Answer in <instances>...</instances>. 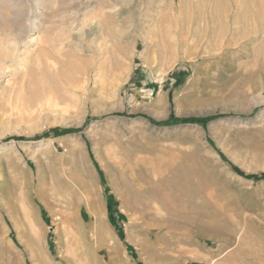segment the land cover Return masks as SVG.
I'll return each instance as SVG.
<instances>
[{"label": "rangeland", "instance_id": "374dc122", "mask_svg": "<svg viewBox=\"0 0 264 264\" xmlns=\"http://www.w3.org/2000/svg\"><path fill=\"white\" fill-rule=\"evenodd\" d=\"M10 1L41 27L0 59V264H264V0ZM175 205L204 224L162 250Z\"/></svg>", "mask_w": 264, "mask_h": 264}, {"label": "bare ground", "instance_id": "6f19581e", "mask_svg": "<svg viewBox=\"0 0 264 264\" xmlns=\"http://www.w3.org/2000/svg\"><path fill=\"white\" fill-rule=\"evenodd\" d=\"M11 1H13V0H11ZM10 1V2H11ZM39 3L41 2V0H37ZM32 2H34V0H32ZM48 2V1H47ZM42 3V2H41ZM37 4V3H36ZM45 5H46V2L44 3ZM69 4H71L70 2H69ZM37 6H38V4H37ZM47 6V5H46ZM40 8V7H39ZM5 9V8H4ZM48 9V8H47ZM2 10V9H1ZM20 10V9H19ZM40 10V9H39ZM3 11V10H2ZM13 11V10H12ZM16 11H18V9L16 10ZM22 11H24V10H22ZM69 11H71V10H69ZM72 11H74V10H72ZM13 12H15V10L13 11ZM20 12H21V10H20ZM35 12H37V11H35ZM67 12V11H66ZM80 12V11H79ZM78 12V13H79ZM234 12V11H233ZM33 13V12H32ZM14 14V13H13ZM58 14V13H57ZM56 14V15H57ZM68 14H70V13H68ZM10 15V14H9ZM29 15V14H28ZM43 15V14H42ZM41 15V16H42ZM234 15V14H233ZM232 15V16H233ZM239 15V14H238ZM8 16V15H7ZM22 16V13L21 14H17V15H15V17L14 16H12V20L10 21L11 22V24L8 26V27H6V26H4L5 28H1V29H3V31H4V33H2L3 35H5L6 33H7V35L9 36V38H8V40H7V42H4V41H2V40H4V39H0V59H1V62H3V63H6L7 61L11 64V62L12 61H14L13 60V57H14V54H16L17 55V52L20 50V49H18V46L19 45H21V44H24L25 43V34L26 33H29L30 32V30H31V28H32V30H34V28H36V27H38V25L37 26H35V23L33 22V23H30L29 21H28V24L30 23L31 25H30V30H28L27 28H26V25L24 26L23 24H19V19H20V17ZM3 17H4V13H3ZM5 17H6V15H5ZM9 17V16H8ZM7 17V18H8ZM10 17H11V15H10ZM14 17V18H13ZM26 17V16H25ZM239 17V16H238ZM6 18V19H7ZM30 18V17H29ZM29 18H28V20H29ZM40 19H43V17H39ZM72 18V17H71ZM96 18V17H95ZM240 18V17H239ZM238 18V19H239ZM3 19H5V18H3ZM3 19L1 18L0 20H1V23H2V21H3ZM5 19V20H6ZM26 19V18H25ZM4 20V23L6 22ZM31 20V19H30ZM49 20V19H48ZM90 20V19H89ZM27 21V20H26ZM37 21H39V20H37ZM45 21V20H44ZM39 22H42V20L41 21H39ZM48 22V21H47ZM63 22V21H62ZM15 23V24H14ZM22 23V22H21ZM26 23V22H25ZM24 23V24H25ZM51 23V22H50ZM98 23V22H97ZM5 24H7V23H5ZM46 25V24H45ZM43 26V25H42ZM48 26V25H47ZM49 26H51V25H49ZM55 26V25H54ZM58 26H59V24H58ZM97 26V25H96ZM3 27V26H2ZM29 27V26H28ZM41 27V26H40ZM40 27H38L39 29H40ZM93 27V26H92ZM54 28V27H53ZM32 30H31V32H32ZM38 30V29H37ZM57 30V29H56ZM40 31H42V29L40 30ZM63 31V30H62ZM6 32V33H5ZM30 32V33H31ZM37 32V31H36ZM43 32V31H42ZM45 32V31H44ZM86 32V31H85ZM92 32V31H91ZM47 33V32H46ZM53 33V32H52ZM1 34V33H0ZM1 34V35H2ZM56 36V35H55ZM62 36V35H61ZM64 36V35H63ZM3 37V36H2ZM81 37V36H80ZM79 37V38H80ZM0 38H1V36H0ZM47 38V37H46ZM61 38V37H60ZM27 39H28V37H27ZM48 39V38H47ZM33 40V39H32ZM54 40V39H53ZM58 40V39H57ZM28 41V40H27ZM30 41V40H29ZM36 41H37V48H36V50H37V55H35L34 56V58H32L31 56H33V55H31V54H34V53H31V51H27L26 50V54H24L25 56H23V58H22V62H20L19 63V67H17V68H20V70L22 71V79L24 78L25 79V77L28 75V72L30 71V64H31V62H33V61H35L36 63H34V65H35V67H34V71H36L38 74H40V77L42 78V82L43 83H45V79L43 78V75H44V73H45V71H47V70H45L44 71V69H46V67L43 69V66H42V61L44 60H42V58H44L43 56H44V54H47V53H44L45 51H50V49L48 48L49 46L48 45H44V44H46V40H43L41 37L40 38H37L36 39ZM48 41H49V39H48ZM77 41V40H76ZM43 43V44H42ZM11 44V45H10ZM55 47V46H54ZM60 47L62 48V47H64V45L61 43V45H60ZM60 47H59V49H60ZM56 48V47H55ZM29 49V48H28ZM58 49V48H57ZM22 50V49H21ZM24 52V51H23ZM54 52V51H53ZM60 52V51H59ZM44 53V54H43ZM18 54H20V52L18 53ZM50 54V53H49ZM49 56V55H48ZM48 56H46V58L48 59ZM51 56V55H50ZM18 58H20L19 56H18ZM46 59V61H45V63L48 61ZM15 61H17V60H15ZM18 62H19V60H18ZM51 62V61H50ZM8 63V64H9ZM15 64L17 63V62H14ZM55 64H56V61H55ZM7 65V64H6ZM12 65L14 66V64L12 63ZM17 65V64H16ZM46 66H47V64H46ZM4 67H6V66H4ZM4 67H3V69H4ZM49 68V67H48ZM0 70H2V69H0ZM29 70V71H28ZM8 71V70H7ZM51 71V70H50ZM33 73V72H32ZM35 73V72H34ZM46 73H48V72H46ZM16 73H14L13 72V76L15 75ZM52 74V73H51ZM67 74V73H66ZM30 75V74H29ZM28 75V76H29ZM58 75V74H57ZM118 75H120V74H118ZM20 77V76H19ZM31 77V76H30ZM60 77V76H59ZM62 77V76H61ZM65 78V77H64ZM27 79V78H26ZM39 79V78H38ZM49 79H50V77H49ZM64 80V79H63ZM22 81V80H21ZM25 81H27V80H25ZM40 81V80H39ZM52 81V80H51ZM35 82V81H34ZM65 82H67L66 80H65ZM70 82V81H69ZM16 83V82H15ZM19 83H20V81H19ZM37 83V82H36ZM68 83V82H67ZM66 83V84H67ZM17 84H18V82H17ZM22 84V83H21ZM21 84H19V85H21ZM37 85V84H36ZM47 85V84H46ZM29 86V85H28ZM31 86V85H30ZM41 86V85H40ZM72 86H75V84L74 85H72ZM17 87V86H16ZM32 87H34V86H32ZM12 88V87H11ZM76 88V87H75ZM13 89V88H12ZM12 89H11V92H12ZM71 89V88H70ZM72 90V89H71ZM73 92H74V90H72ZM10 93V92H9ZM10 97V96H9ZM6 102V101H5ZM131 156V155H130ZM118 160V159H117ZM128 161H129V159H128ZM129 163H131V162H129ZM131 165H129V167H130ZM123 168V167H122ZM184 174V173H183ZM182 174V175H183ZM181 175V174H180ZM184 178H186V176H185V174H184ZM189 179V178H188ZM175 180H177V179H175ZM179 180V179H178ZM190 181V180H189ZM189 184V183H188ZM179 190V189H178ZM180 191V190H179ZM204 193V192H203ZM207 198V197H206ZM170 199V198H169ZM167 200V199H166ZM182 200V199H181ZM163 202H166V201H163ZM162 202V203H163ZM186 202V201H185ZM161 203V204H162ZM164 204V203H163ZM173 204V203H172ZM183 204V203H182ZM170 207V206H169ZM185 207H186V205H185ZM188 207V206H187ZM169 209V208H168ZM181 207H179V206H176L175 205V207L172 209V211H171V213L169 214V217L171 216V219H166V220H162L161 222H160V225H159V227L158 228H154V229H158V231H154V233L156 234V235H153L152 237H153V240H155V241H157V240H160V238H162L163 236H166V237H168V239H169V242H167V244H166V247H163L162 248V250H165V248L167 249H169V247H173V246H180L181 244H188V243H191L192 242V239L191 238H193V236H191L190 235V232H191V230L193 229V228H196L197 226H203V224L204 223H201V221H196V220H194V219H191L190 217H188V218H184L183 219V221L182 220H180V219H182V214H184V213H182L181 212ZM183 209H184V207H183ZM186 210V209H185ZM188 212V211H187ZM167 213V212H166ZM186 213V212H185ZM187 214V213H186ZM167 215V214H166ZM185 215V214H184ZM186 216V215H185ZM190 216H192V215H190ZM180 219H179V218ZM164 217H162V219H163ZM200 218V217H199ZM178 219H179V221H178ZM202 219H204L203 217H202ZM232 225V227L231 228H227V232H228V240L227 239H225V241H231V238L235 235V231L237 230V224H231ZM193 226V227H192ZM191 227H192V229H191ZM181 228H187L188 229V233H182V232H179L180 230H181ZM153 229V228H152ZM225 229V228H224ZM151 230V229H150ZM184 230V229H183ZM201 230H203V229H201ZM209 230V229H208ZM215 233H220V232H224L223 230H222V228L221 227H217V226H214V228L212 229ZM212 231V232H213ZM211 232V233H212ZM203 233V232H202ZM150 235H151V232H149L148 233V235H147V237L148 238H150ZM217 237H219V235H216V234H212L211 236H210V240H207V239H202V240H200V242H199V244L201 243L202 244V246L203 245H207L209 242L211 243V244H213L214 245V247H215V253H217V256L218 255H220V253H221V251H223V250H220L219 251V249H220V246H221V244L220 243H216V241H214V240H216L217 239ZM148 240V239H147ZM165 241V240H164ZM220 241V240H219ZM225 241H223V242H225ZM146 242H149V240L148 241H146ZM154 242V241H153ZM155 243V242H154ZM157 243H158V241H157ZM196 243V242H195ZM149 245V244H148ZM153 245H155V244H153ZM189 245V244H188ZM191 245V244H190ZM148 247V246H147ZM205 247H207V246H205ZM210 247V246H209ZM208 247V248H209ZM229 247V246H228ZM170 248V249H171ZM179 248H181V247H179ZM142 251L144 250L143 248L141 249ZM146 251H147V249H145ZM158 250V249H157ZM150 251H152L153 253V255L156 257V256H159V255H157V252L155 251V250H150ZM214 251H212V252H214ZM141 252V251H140ZM163 252V251H162ZM144 253V252H143ZM148 253V252H147ZM233 254V253H232ZM237 253H235L234 255L235 256H233L234 258L237 256L236 255ZM213 255H215V254H213L212 253V256ZM153 256V257H154ZM193 256H195V254H193ZM154 257V258H155ZM195 257H199V256H195ZM238 257V256H237ZM227 259V257L225 256V258H224V260H226ZM194 260H196V261H198V262H202V264H204L203 262H205V258L204 259H201V258H195ZM207 260V259H206ZM173 262H176V263H180V262H182L181 261V259H175V260H173V261H161V263H159V264H166V263H173ZM220 261H218V263L217 264H220L219 263ZM223 261H221V263H222ZM223 264V263H222Z\"/></svg>", "mask_w": 264, "mask_h": 264}, {"label": "trees", "instance_id": "16d2710c", "mask_svg": "<svg viewBox=\"0 0 264 264\" xmlns=\"http://www.w3.org/2000/svg\"><path fill=\"white\" fill-rule=\"evenodd\" d=\"M206 120L205 119H189V120H185L184 122H197V123H201L203 124ZM173 123H177L179 122V120H174L172 121ZM180 122H183V121H180ZM53 132H56V133H59V134H65V133H70V132H73V130L71 129H56L54 130Z\"/></svg>", "mask_w": 264, "mask_h": 264}]
</instances>
